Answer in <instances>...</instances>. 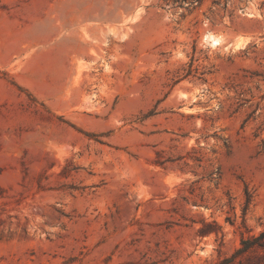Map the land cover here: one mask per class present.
Masks as SVG:
<instances>
[{
  "label": "rangeland",
  "instance_id": "374dc122",
  "mask_svg": "<svg viewBox=\"0 0 264 264\" xmlns=\"http://www.w3.org/2000/svg\"><path fill=\"white\" fill-rule=\"evenodd\" d=\"M263 229L264 0H0V264H213Z\"/></svg>",
  "mask_w": 264,
  "mask_h": 264
},
{
  "label": "trees",
  "instance_id": "16d2710c",
  "mask_svg": "<svg viewBox=\"0 0 264 264\" xmlns=\"http://www.w3.org/2000/svg\"><path fill=\"white\" fill-rule=\"evenodd\" d=\"M213 264H264V229L257 236L242 237L230 256Z\"/></svg>",
  "mask_w": 264,
  "mask_h": 264
},
{
  "label": "crops",
  "instance_id": "0c3cea01",
  "mask_svg": "<svg viewBox=\"0 0 264 264\" xmlns=\"http://www.w3.org/2000/svg\"><path fill=\"white\" fill-rule=\"evenodd\" d=\"M31 36L34 44H37L41 42V40H44L47 36L45 24L37 23V25L31 31ZM17 77L20 79L21 83L24 86H28L29 84L27 80L32 78V75H29L28 73L22 71L20 74L17 75Z\"/></svg>",
  "mask_w": 264,
  "mask_h": 264
},
{
  "label": "bare ground",
  "instance_id": "6f19581e",
  "mask_svg": "<svg viewBox=\"0 0 264 264\" xmlns=\"http://www.w3.org/2000/svg\"><path fill=\"white\" fill-rule=\"evenodd\" d=\"M205 41L211 46V47H218L221 45V43L223 42L222 37L219 36H214L212 34H208L205 37ZM236 46L239 45V43L236 42L235 44ZM234 46V45H233ZM235 46V47H236Z\"/></svg>",
  "mask_w": 264,
  "mask_h": 264
}]
</instances>
